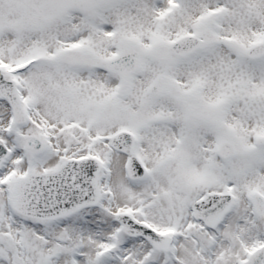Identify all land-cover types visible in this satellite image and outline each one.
<instances>
[{
    "label": "snow or ice",
    "instance_id": "snow-or-ice-1",
    "mask_svg": "<svg viewBox=\"0 0 264 264\" xmlns=\"http://www.w3.org/2000/svg\"><path fill=\"white\" fill-rule=\"evenodd\" d=\"M0 264H264V0H0Z\"/></svg>",
    "mask_w": 264,
    "mask_h": 264
}]
</instances>
